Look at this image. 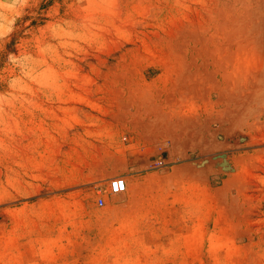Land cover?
<instances>
[{
	"label": "rangeland",
	"instance_id": "374dc122",
	"mask_svg": "<svg viewBox=\"0 0 264 264\" xmlns=\"http://www.w3.org/2000/svg\"><path fill=\"white\" fill-rule=\"evenodd\" d=\"M0 264H264V0H0Z\"/></svg>",
	"mask_w": 264,
	"mask_h": 264
},
{
	"label": "crops",
	"instance_id": "0c3cea01",
	"mask_svg": "<svg viewBox=\"0 0 264 264\" xmlns=\"http://www.w3.org/2000/svg\"><path fill=\"white\" fill-rule=\"evenodd\" d=\"M77 108H84V110L90 114V118H87V116H85L81 111H79L78 113H76L73 119V124H74V130L75 133L78 132L81 136L86 135V131L89 128H92V126H88V124L92 123V122H96V118L100 117L99 114V110L96 108H93L91 106H82V105H77ZM96 120V121H94ZM69 122H71L69 120ZM89 141L94 142V140L90 139ZM96 172H94L95 174ZM98 173V172H97ZM78 174V173H76ZM81 174H86V171H83Z\"/></svg>",
	"mask_w": 264,
	"mask_h": 264
},
{
	"label": "built area",
	"instance_id": "2783aa9c",
	"mask_svg": "<svg viewBox=\"0 0 264 264\" xmlns=\"http://www.w3.org/2000/svg\"><path fill=\"white\" fill-rule=\"evenodd\" d=\"M109 189L112 193L120 194L124 193L127 190V184L124 179L120 177H113L109 180ZM96 203L98 206H102L105 204V199L100 194L96 197Z\"/></svg>",
	"mask_w": 264,
	"mask_h": 264
},
{
	"label": "bare ground",
	"instance_id": "6f19581e",
	"mask_svg": "<svg viewBox=\"0 0 264 264\" xmlns=\"http://www.w3.org/2000/svg\"><path fill=\"white\" fill-rule=\"evenodd\" d=\"M120 178H122V179H124V181H126V184H127V189H128V182H127V180L124 178V177H120ZM127 191V190H126ZM125 191V192H126Z\"/></svg>",
	"mask_w": 264,
	"mask_h": 264
}]
</instances>
